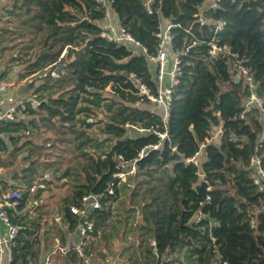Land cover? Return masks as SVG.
I'll return each mask as SVG.
<instances>
[{"label": "trees", "instance_id": "1", "mask_svg": "<svg viewBox=\"0 0 264 264\" xmlns=\"http://www.w3.org/2000/svg\"><path fill=\"white\" fill-rule=\"evenodd\" d=\"M111 10L114 23L138 46L100 37L97 22L104 17L94 0H0V52L16 42L11 61L18 65L5 64L0 75L29 76L19 93L39 102L26 103L25 118L0 125L1 174L14 169L25 189L16 212L9 210L20 226L8 249L11 264H35L53 242L75 244L76 236L63 231L61 240L40 238L38 220L21 214L43 192L61 200L58 231L66 226L70 232L82 219L70 208L87 194L98 196L100 206L89 216L96 230L86 252L118 200L127 210L124 223L131 216L127 233L136 229L138 243L146 241L152 264H264V191L252 185L247 166L254 153L264 164V127L257 107L240 117L250 91L243 77L235 80L237 65H243L264 101V0H154L151 13L142 0H113ZM163 21L173 24L168 65L176 55L180 69L164 124L162 113H150L151 102L129 79L132 73L157 92L149 56L157 52ZM212 39L229 53L210 58L207 42ZM107 85L111 92L104 94ZM99 116V132L81 138V125L90 126L87 118ZM220 123L223 132L214 137ZM44 127L70 143L67 161L41 160L48 154L40 152L48 147L38 135ZM196 152L194 165L187 159ZM47 163L54 170L46 169ZM117 173L126 174L125 180ZM63 257L88 264L74 251Z\"/></svg>", "mask_w": 264, "mask_h": 264}, {"label": "built area", "instance_id": "2", "mask_svg": "<svg viewBox=\"0 0 264 264\" xmlns=\"http://www.w3.org/2000/svg\"><path fill=\"white\" fill-rule=\"evenodd\" d=\"M98 7L103 12V21L97 22V27L99 28L100 37H104L107 40L114 42L118 45L123 44H133L138 46V42L132 36V34L127 31L124 27H121L119 23H114L113 12H111V5L113 0H94ZM154 0H142L143 5L146 10L151 13L152 12V4ZM203 9H201L198 14L197 21L199 24L205 21L204 16L202 15ZM4 17L0 13V21L3 20ZM172 23L167 21L165 24H161L156 34L158 38V43L156 47V54L153 56H149V60L152 62L153 69L156 73V93H152L149 88L141 82V80L135 77L134 74L129 75V79L132 81L133 85L139 90V95L141 97L146 96V98L151 102L149 104L148 110L150 113H162V122L168 118L170 113V105L173 98L174 86L177 83V78L180 73V69L178 67L179 58L174 55L172 62L168 65V51L166 50L167 45L173 39V33L171 27ZM219 26H216L215 29H219ZM207 54L210 58H220L229 53V49L226 45H219L217 41L213 39L207 42ZM145 50V49H143ZM238 74H236L235 78L238 80L240 78H244L246 85L249 88V96L244 101L243 107L244 110L241 114V118H243L246 112H249L253 107H257L260 110V116L262 120V125L264 127V101L262 97L256 91V85L253 82L252 76L249 74L247 68L243 65H237ZM237 80V81H238ZM15 81H6L0 85V125L3 121L7 119H14L17 116L18 112L24 111L27 102H33L35 105H38L39 102L36 101L34 96H28L25 102H22L18 99L15 90L13 87L15 86ZM222 124L218 125V131L214 134V137L222 134ZM165 133H160V139L165 138ZM1 136V133H0ZM263 137V136H262ZM261 137V138H262ZM259 142V141H258ZM151 148H156L157 145H150ZM144 154V150H142L139 154V157H142ZM198 152L195 153L192 157L187 160L191 161L194 165H197L196 156ZM247 166L251 171V180L252 185L256 187L259 192L264 191V164L261 160V157L257 154H252L249 156L247 161ZM127 172L126 174L130 173ZM118 177L123 179L125 174L117 173ZM32 189V187H31ZM109 193H113V189L109 188ZM23 197V192L16 188H9L6 191H2L0 193V221L3 226V234H0V264H11L12 257L8 256V249L10 244L16 239L19 234L20 226L17 225L11 218L10 212H8L9 207L12 209L16 208L20 200ZM90 202L91 209L99 208V198L94 194H87L82 197L80 207L72 206L70 209L74 214H78L79 216H83L80 224L77 227L79 239L78 241L69 246H61L56 245L54 249H52L51 253H59V254H68L69 252H76L79 257H86V245L88 237L94 234L95 225L94 220L91 218H87L85 206ZM46 264H49V257L46 259Z\"/></svg>", "mask_w": 264, "mask_h": 264}, {"label": "rangeland", "instance_id": "3", "mask_svg": "<svg viewBox=\"0 0 264 264\" xmlns=\"http://www.w3.org/2000/svg\"><path fill=\"white\" fill-rule=\"evenodd\" d=\"M13 25V22L12 24ZM12 45L16 44V42H12ZM11 45V46H12ZM7 48L4 52H2L4 60L6 58H9V67H15L18 66L15 61H11L12 55H14L15 50H13L12 47ZM64 51V50H63ZM16 55V54H15ZM0 57V60L1 58ZM1 61H0V65H1ZM0 68H2L0 66ZM16 72H19V67L16 68ZM53 75H56L57 73H52ZM29 77V76H27ZM27 77L25 79H23L25 82L24 84H22L21 87H25L26 82H28L29 79H27ZM104 91L106 93L111 92V88L109 85L105 86ZM139 105V104H138ZM18 112L17 113V117L20 116H24L25 113ZM42 118V117H41ZM40 118V119H41ZM100 118H102L101 116H99L98 118H96L95 120L91 117V118H87L89 122H91L90 126H84L81 125V131H85V133H81L80 137L81 138H85L86 136H94L95 134H97L99 125L101 124L100 122ZM39 119V120H40ZM43 123V122H42ZM45 124V122H44ZM126 124H128V122H126ZM48 127H44L41 131L40 134H38L40 136V138L44 141V143L46 145H48V147L44 150L41 149V153L45 152L48 153L47 155H45V157H43L41 160L43 159H48V160H54V163L57 164V161L59 159L67 161L66 157L67 155H70L72 153V151L69 149L70 146L67 144V141H61V134L59 132H54L53 129H47ZM49 130V131H48ZM66 145V146H65ZM68 147V149H66ZM46 169L49 170H54L53 166H50L49 163H47L46 165ZM131 172L134 170V166L132 165L130 168ZM126 176V174H125ZM125 176L123 177L122 180H125ZM127 206V204H126ZM111 216L110 219H108L107 224L102 227V230L100 232H98L97 236H96V243H97V251L99 252L100 255L105 256V258H117L121 261L122 264H134V261L136 260L137 263L139 264V262H145L144 264H152L149 261V258H146V248H145V244L146 241L142 240L141 243H138V241L136 240V235L134 234V231H136V229H133L128 237L127 236V232H128V226L130 225V220H131V216H128L126 223H124V213L127 212V210L125 209V206L121 203H119L118 200L116 201H112L111 203ZM136 209V208H135ZM137 210V209H136ZM135 218L133 219L132 223L135 224L137 217H140V213L137 211L135 214ZM122 225L125 226V230L122 229ZM126 240V241H124ZM149 244H153V240L150 239L149 240ZM183 253V252H182ZM104 258V259H105ZM103 259L98 258L97 262H95V264H103L105 261H103ZM84 264V263H83ZM105 264V263H104ZM143 264V263H142ZM154 264V263H153ZM182 264H187L186 262L182 263Z\"/></svg>", "mask_w": 264, "mask_h": 264}, {"label": "crops", "instance_id": "4", "mask_svg": "<svg viewBox=\"0 0 264 264\" xmlns=\"http://www.w3.org/2000/svg\"><path fill=\"white\" fill-rule=\"evenodd\" d=\"M3 17H4V15H3ZM3 21H4V19H3ZM3 21L1 20L0 24H2ZM164 23H165V21L162 22V24H164ZM14 55H15V53H14ZM2 56H3V54H2V52H0V57H2ZM3 57H5V56H3ZM3 57L0 60L2 62V64H1L2 66L0 65L1 67H4L5 64L9 65V63L7 62V61H9V58H6L4 60ZM8 79H10V81L12 80V81L16 82L15 86L13 87V89L15 90V93H16L18 99L20 101H22V102H25L27 96L24 98L19 93V88H21V86H22L21 83H24L23 82L24 80L23 79L22 80L17 79L15 74L14 75L12 74V75H9V76H6L4 74L3 76L0 75V85L2 83H5L6 81H9ZM29 96H34V95H29ZM34 98H35V96H34ZM23 113H24V111H23ZM25 117L26 116L22 115V116L17 117V118L23 119ZM0 137H2V133H1ZM8 154H9V151L4 154V157L8 156ZM24 155H26V153L21 154L20 157H22ZM17 161L18 160H15L16 164H17ZM19 169H21V168H19ZM14 171H15L14 169L8 170L7 176H2L1 173L4 172V169L2 167H0V193H2V191L8 190L9 188H16V189L21 190L23 192V196H24V192H25L24 190L25 189L22 186H20L19 178L13 176V174L15 173ZM48 177H49V174L45 175V178L48 179ZM31 187L33 189V186H31ZM31 187H29V191H32ZM38 188L43 189V188H46V187H44L43 185L40 184V185H38ZM48 188H46L44 190H48ZM22 199H23V197H22ZM60 204H61V200L59 201V199H56V194L55 193L51 194L49 192L48 193L47 192L46 193L43 192L42 195H41V200L37 201V202L35 201L33 203H30L28 205V208H24L23 209L24 211L21 210L22 211L21 214L24 216V215H26V212H29V214H27L26 217L36 218L38 220L39 224L41 225V228H40L41 233L39 235L40 238H42V239H44V237H46L47 239L52 238L51 239L52 241L57 240V239L61 240L59 238V235L63 231L65 233L66 232L69 233V234L71 233L70 235L76 236V238H75V243H76L78 241V239H79L77 227L80 224V222L78 223V225L71 232H70V230L67 229L66 226H64L61 231H58L60 229V227L62 226L61 222H60L61 214L58 211ZM78 207H80V205ZM10 209H11V211L16 212L15 208L12 209L11 207H9L8 212H9ZM85 210H86V216L88 218L90 216V213L93 210V209H91L90 202H88L86 204ZM10 214H11V212H10ZM76 215H78V214H76ZM80 217L82 218L83 216H80ZM11 218H12V215H11ZM124 228H125V226H124ZM53 230H55L54 232H56V234H54ZM3 233H4L3 226H2V223L0 221V234H3ZM129 233L127 234L126 238L128 237ZM134 233H135V231H134ZM69 234L67 236L65 235L66 239L68 238V236H70ZM96 236H94L92 238V246L90 247V251L86 252V257H84V259H87L88 264H95V262H97L98 258L103 259V261H105L104 262L105 264H122L121 261L119 259H117V258H112L111 257V258L108 259V258H105L106 255L105 256L97 255V253H96V251H97V249H96L97 243H96V239H95ZM44 241H46V240H44ZM124 241H126V240H124ZM46 243L49 244L48 240L46 241ZM52 244L53 245L51 246V248H49V250L46 251L47 254L44 257H42V256L45 253H43V251H42L40 257L37 258L35 264H46V259L48 257H49V264H83L82 262L70 263V262H68V260L65 261L66 259L63 257L64 254H59V253L52 254L51 253L52 249H54V247L56 245H60L57 242H53ZM86 251H87V249H86ZM69 253L67 255H69ZM10 255H11L10 251H8V256L10 257Z\"/></svg>", "mask_w": 264, "mask_h": 264}, {"label": "water", "instance_id": "5", "mask_svg": "<svg viewBox=\"0 0 264 264\" xmlns=\"http://www.w3.org/2000/svg\"><path fill=\"white\" fill-rule=\"evenodd\" d=\"M235 80L237 81L238 79H237V78H235ZM88 90H89V91H92V90H93V88H92V87H89V88H88Z\"/></svg>", "mask_w": 264, "mask_h": 264}]
</instances>
